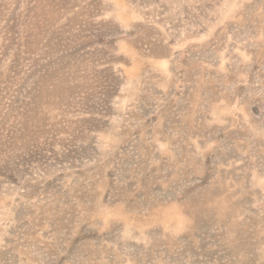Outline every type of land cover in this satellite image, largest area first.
I'll list each match as a JSON object with an SVG mask.
<instances>
[{
    "label": "rangeland",
    "instance_id": "rangeland-1",
    "mask_svg": "<svg viewBox=\"0 0 264 264\" xmlns=\"http://www.w3.org/2000/svg\"><path fill=\"white\" fill-rule=\"evenodd\" d=\"M0 264H264V0H0Z\"/></svg>",
    "mask_w": 264,
    "mask_h": 264
}]
</instances>
